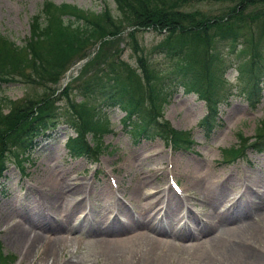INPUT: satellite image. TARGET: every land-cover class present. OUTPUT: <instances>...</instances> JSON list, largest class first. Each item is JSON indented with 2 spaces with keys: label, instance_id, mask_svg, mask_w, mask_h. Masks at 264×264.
Wrapping results in <instances>:
<instances>
[{
  "label": "rangeland",
  "instance_id": "374dc122",
  "mask_svg": "<svg viewBox=\"0 0 264 264\" xmlns=\"http://www.w3.org/2000/svg\"><path fill=\"white\" fill-rule=\"evenodd\" d=\"M46 1L52 3L51 6L69 4L86 12L98 11L104 4L113 14L118 11L112 0H0V36L7 41H13L24 51V39L30 33L31 23L36 17L40 19L41 24L47 21L49 13L46 12L49 10L44 11ZM234 1L154 0L152 3L155 7L161 6V3L165 7L172 6L179 12L187 13L192 20H201L205 17L223 16ZM260 7L262 4L258 1L245 4L241 18L233 19L235 32L239 36L241 34L249 38V41L251 39V42L258 40L259 43H263L264 14H261ZM56 10L58 9L55 8L54 13ZM252 16L255 19H251ZM187 20L188 18H185L181 23ZM184 34V32L181 34L180 30H175V33L171 34L166 30L146 26L136 28L133 34L128 36L127 29H122L114 42L106 45L93 61H89V58L99 44L86 43L81 51L66 60L64 68L55 80L51 81L49 89L46 80H38L37 75L32 72L28 74L29 68L11 71L8 70L9 64L0 63V73L12 77L6 82L0 81V96L5 95L11 100L10 106L0 105V115L6 114L0 118V128L12 127L14 130L12 137L7 135L4 139L8 148L19 151L16 143L17 140L20 142V138L17 135L27 128L31 120L38 117V108L42 105L37 107V102L41 97H45L46 103H49L46 104V108H56L55 116L49 121L51 123L48 127L34 137L30 148L31 159L23 162V169L18 168L13 162L11 151L4 152L0 157L3 163L2 165L0 162L1 166L6 168L0 169V182L3 185V189L0 190V247L7 258H14L12 264H255L256 262L250 259V252L264 258V150L255 151L247 147L242 156L230 163L221 161L220 151V148L239 144L237 132L251 140L254 128L264 113V58L260 64L262 89L259 102L254 108L249 107L245 100L247 89L244 79L239 76V82L234 85L226 80V74L234 67V63L238 62L239 57L251 54V43H247V47L241 49L242 53H223L222 60H219V73H222L224 81L216 83V93L220 100L216 105L217 124L213 126L209 136L205 137L202 134L197 123L206 110L204 101L193 92L182 93L181 87L175 81L168 85L167 101L162 105V118L172 128L189 132L192 140L189 147L184 149L169 146L162 135L133 139L130 132L121 126L123 111L113 107L105 109L109 124L101 137L102 145H105L102 151L93 157L66 156L62 140L66 133H71V129L62 123L64 117L61 108L67 111L68 100L60 94V90L68 87L72 92L68 97L78 101L81 95L73 94L74 86L96 75L100 76L101 71H104L109 63L115 66L113 62L115 56L113 58L112 56L116 53H120L119 59L123 63L117 67L118 70H123L120 72V83L135 80L133 70L137 67V54H141L145 59L148 57L152 68L160 70L157 74L159 82H167L171 72L169 61L157 52L156 48L170 47L181 40H187ZM257 37L261 38L254 39ZM131 38H135L138 44L135 51L129 45ZM196 45L198 46L192 56L198 59L196 65L199 67L205 47ZM16 50L19 53L18 57H22L19 49ZM83 58H88L84 65L80 64ZM229 64L231 66L227 68ZM136 71L139 73V70ZM18 77L19 79L15 80ZM101 80L106 81L105 78ZM10 107L11 110L8 112ZM20 113H24V118L19 116ZM7 118L10 119L9 123L3 127ZM17 118H19L17 127L14 128L15 124L13 126L11 124ZM30 136H33L31 130L26 133L27 138ZM108 176L113 177L117 185H120L123 198L128 200L127 206L133 217L142 216L144 213L140 207V202L144 200L150 202L153 207L171 201L168 193L160 189L167 184L169 176L174 177L179 182L182 192L189 194L187 203L200 212L202 218L206 219L204 221L207 222L208 218L211 224L225 226L223 222L228 220L227 226L230 228L251 226L247 232H251L252 235L244 237V240L242 238L245 247L249 249L248 257L237 262L231 256L221 257L218 255L220 253H216L213 257V254L207 253L208 237L215 233L212 229L208 233H199L195 227L194 229L189 227L184 232L170 231L168 234L161 230L163 236H174L176 239L172 241L157 236L156 242L142 235V228L133 225V218L126 212L118 213L124 223L114 222L110 226L109 223L104 230L91 228L93 220L88 224L84 219L77 221L71 219L74 223H70L61 218L60 207L64 198L84 197L97 200L98 193L103 194L108 187ZM249 178L258 179L260 185L254 184L244 189L245 184L240 185V182L244 183ZM55 181L62 183L60 187H56L57 193L54 195L59 201L53 204L51 195L47 198L42 197L44 214L38 221H33L35 226L33 223L26 224L20 221L18 218L21 214L26 210L32 212L36 208L37 193L33 192L32 187L45 192L55 189L53 187ZM254 188L258 191V196L248 195L247 192ZM83 190L87 191V196L81 195ZM152 190L155 196L150 194ZM20 193H25L29 199L27 209L23 203L17 202ZM66 193L67 195L62 197ZM235 194L239 195L233 201V207L227 206L229 199ZM169 203L171 207L177 208L180 204L177 199ZM218 205L224 206L219 213L215 209ZM167 208H170L169 205ZM207 210L210 212L208 216L205 213ZM113 211L116 212V209ZM234 211L236 212L230 213ZM172 212V215H176L174 211ZM103 216V214L94 216L97 218L95 220L97 227ZM220 216L222 219L215 222ZM59 217L62 220L58 219ZM191 222L197 223L193 220ZM17 228L21 229L19 235L16 233ZM233 240L231 236L229 241ZM229 246L233 251L232 244Z\"/></svg>",
  "mask_w": 264,
  "mask_h": 264
},
{
  "label": "trees",
  "instance_id": "16d2710c",
  "mask_svg": "<svg viewBox=\"0 0 264 264\" xmlns=\"http://www.w3.org/2000/svg\"><path fill=\"white\" fill-rule=\"evenodd\" d=\"M112 1L118 10L115 14L106 7V4L99 11L88 10L86 12L69 4L58 7L51 6L52 3L46 1L44 11L49 10L46 12L49 13V16H47V21L42 24L37 17L31 23L30 33L24 43L27 54L13 41H7L0 36V63L9 64L8 70L11 71L29 68L28 74L32 72L37 75L38 80H46L49 89L52 85L51 81H54L62 71L66 60L81 51L86 43L98 42L99 44L89 58V61H93L106 45L114 42L115 37L122 32V29H127L128 36L132 35L136 28L146 26L161 31L166 30L171 34H174L175 30H180L181 34L185 33L184 36L187 40H181L170 47L156 48V51L169 61L171 72H169L167 82H159L157 74L160 70L152 68L151 60L148 57L145 59L141 54H137V67L133 70L135 80L120 83V72L123 70H118L117 67L123 63L119 59L121 58L120 53H116L112 56V58L115 56L113 58L115 66H111L109 63L106 69L103 68L105 70L101 71L100 76L96 75L74 86L73 94H80L82 97L80 100L74 101L68 97L69 93H72L68 87L60 90V94L68 100L67 111L64 110L65 108H61L64 117L62 123L73 131V134L67 135L65 140V147L70 154H99L105 147L102 145L101 137L108 128V118L104 114V110L101 109L103 104H118L122 107L126 113L125 119L132 120L135 131L143 136L162 135L163 139L173 147H189L192 141L188 131L176 130L162 118V105L167 101L168 85L175 81L183 91L194 92L197 97L204 100L206 113L199 119L198 124L203 129L205 136H208L213 126L217 124L215 117L219 98L216 93V83L224 81L222 73H219V60L223 57V53H242L241 49L246 48L247 43H251V54L249 56L239 55V60L234 63V67L239 70V76L244 79L249 106L253 107L258 102L260 82L262 81L260 80L262 78L260 64L264 58V38L263 43H259L258 40L251 42V39L249 41V38L243 37L241 34L239 36L235 32L233 19L241 18L245 4L257 1L262 4L260 11L261 14H264V0H235L223 13V16L205 17L201 20H192L187 13L179 12L172 6L165 7L163 3L160 4L161 6L155 7L152 3L154 0ZM158 1L161 2V0H155V2ZM65 7L67 8L65 9ZM55 8L58 9L56 13H54ZM64 13L68 16L63 17ZM258 14L260 15L259 12ZM185 18L188 20L181 23ZM251 19H255V17L252 16ZM259 38L261 37L254 39ZM134 39L131 38L129 44L133 51L138 49V44ZM196 44L205 47L199 67L196 65L198 59L192 56L194 49L198 46ZM16 49H19L22 57H18L19 53ZM230 66L231 64L227 68ZM128 69H130L129 66ZM136 69L139 70V73ZM11 78L0 73V81L6 82ZM101 78H105L106 81L103 82ZM17 79L19 77L15 78V80ZM90 97H97V99L93 102L88 101ZM10 101L9 97L0 96V105L10 106ZM46 104L49 103H46L45 97H41L37 102V107L42 105L38 108V117L31 120L27 128L17 135L20 142L15 137L19 148L18 152L8 148L7 141L4 140L7 135L12 137L13 128H0V157L4 152L11 151L15 163L20 167L24 160L30 158V148L33 142L31 136L30 138L26 137V133L31 130L33 134L39 129L48 127V124L51 123L49 121H52L51 118L56 113V108H46ZM10 110L11 107L8 112ZM5 116L6 114H1L0 118ZM19 116L24 118L25 115L20 113ZM9 120V118L5 119L3 127L9 123ZM18 120L19 118L15 119L11 126L15 124L14 128H16ZM237 138L238 145L220 148L221 159H233L241 154L246 146L259 150L264 148V113L254 128L252 140L247 141L240 132H237ZM0 162L2 163L1 158ZM0 264H10V259L2 252L1 247Z\"/></svg>",
  "mask_w": 264,
  "mask_h": 264
},
{
  "label": "bare ground",
  "instance_id": "6f19581e",
  "mask_svg": "<svg viewBox=\"0 0 264 264\" xmlns=\"http://www.w3.org/2000/svg\"><path fill=\"white\" fill-rule=\"evenodd\" d=\"M244 184H243L244 185V189H245L246 186L249 188V186H252L254 184L255 185H260L259 180L256 179V178H252V179L249 178L247 181L244 182ZM59 185L60 184L58 183V181L53 182V187L55 188L54 190H55L56 193H57V191H56L57 188L56 187H58ZM153 192H154V190H152L150 194L155 196L153 194ZM51 193H53V192H51ZM247 193H248V195H253L254 197L258 196V194H259L258 191L255 190V188H254V190H249ZM131 195H132V193H131ZM168 209L172 210L171 208H168ZM171 213H173V212H171ZM205 213H206L207 216L210 215L209 210H207ZM171 216H174V215H171ZM223 223L225 224V226L219 225L217 223L216 224H211V223H209L208 218H207V222L203 221L202 223H200L199 229H198L199 233H208V232L211 231V229L213 231L215 230V233L211 234L208 237V244L206 245L208 247L206 249V252L209 253V254H213L212 255L213 257H215L216 253H220L218 255L221 256V257L231 256V257L235 258L237 262H240V261H242L244 259V257L245 258L248 257V253H249L248 250L249 249H247V247H245V245H244V243L242 241V238L244 240V237H248V236L252 235L251 232H247V230L250 229L251 226L250 225H243V226H239V228H237V227L230 228V227L227 226L228 220H226ZM119 224H122V223L119 222ZM148 224H150V223L146 222V225H148ZM136 225L138 226L139 223H136ZM196 225L198 227V223H196ZM150 230L152 232H155L154 234H156V235L150 234L149 233ZM20 231H21V229L17 228V231H16L17 235L20 234ZM196 231H197V229H196ZM161 233H162V231L160 229H158V228H150L148 226H143L142 225L141 234L146 236L147 238H150L153 241L157 240V236H163ZM231 236H233V238H234L233 241L234 242L233 241H229ZM167 238L172 239V241H173L176 237L169 236ZM225 243L227 245H225ZM231 244L233 246V251L231 249L232 247L229 246ZM207 253H206V255H207ZM250 254H251V258L250 259L255 261L256 262L255 264H264V258H262L259 255H256L255 253H252V252H250Z\"/></svg>",
  "mask_w": 264,
  "mask_h": 264
},
{
  "label": "clouds",
  "instance_id": "9594fccd",
  "mask_svg": "<svg viewBox=\"0 0 264 264\" xmlns=\"http://www.w3.org/2000/svg\"><path fill=\"white\" fill-rule=\"evenodd\" d=\"M239 78V70L235 67L230 69V71L226 74V80L229 84H237Z\"/></svg>",
  "mask_w": 264,
  "mask_h": 264
}]
</instances>
